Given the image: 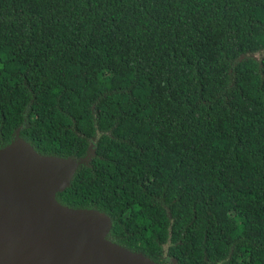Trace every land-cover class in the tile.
Segmentation results:
<instances>
[{
	"label": "trees",
	"instance_id": "trees-1",
	"mask_svg": "<svg viewBox=\"0 0 264 264\" xmlns=\"http://www.w3.org/2000/svg\"><path fill=\"white\" fill-rule=\"evenodd\" d=\"M15 136L92 148L54 198L108 242L264 264V0H0V149Z\"/></svg>",
	"mask_w": 264,
	"mask_h": 264
},
{
	"label": "water",
	"instance_id": "water-1",
	"mask_svg": "<svg viewBox=\"0 0 264 264\" xmlns=\"http://www.w3.org/2000/svg\"><path fill=\"white\" fill-rule=\"evenodd\" d=\"M91 154L44 157L16 136L0 149V264H154L108 242L103 214L56 202Z\"/></svg>",
	"mask_w": 264,
	"mask_h": 264
},
{
	"label": "rangeland",
	"instance_id": "rangeland-1",
	"mask_svg": "<svg viewBox=\"0 0 264 264\" xmlns=\"http://www.w3.org/2000/svg\"><path fill=\"white\" fill-rule=\"evenodd\" d=\"M65 85L71 86L72 82L67 80V81H65ZM62 102L68 106V109L71 113H75V110L73 108V104L67 97H63Z\"/></svg>",
	"mask_w": 264,
	"mask_h": 264
},
{
	"label": "flooded vegetation",
	"instance_id": "flooded-vegetation-1",
	"mask_svg": "<svg viewBox=\"0 0 264 264\" xmlns=\"http://www.w3.org/2000/svg\"><path fill=\"white\" fill-rule=\"evenodd\" d=\"M170 264V263H169Z\"/></svg>",
	"mask_w": 264,
	"mask_h": 264
}]
</instances>
